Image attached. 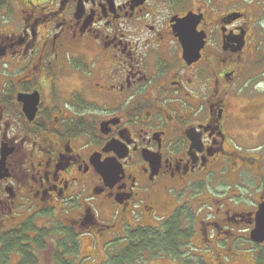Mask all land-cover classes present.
<instances>
[{
  "label": "flooded vegetation",
  "instance_id": "obj_1",
  "mask_svg": "<svg viewBox=\"0 0 264 264\" xmlns=\"http://www.w3.org/2000/svg\"><path fill=\"white\" fill-rule=\"evenodd\" d=\"M263 70L264 0H0V251L242 264Z\"/></svg>",
  "mask_w": 264,
  "mask_h": 264
},
{
  "label": "rangeland",
  "instance_id": "obj_2",
  "mask_svg": "<svg viewBox=\"0 0 264 264\" xmlns=\"http://www.w3.org/2000/svg\"><path fill=\"white\" fill-rule=\"evenodd\" d=\"M264 71V70H263ZM247 145H250V147H255L258 148L259 146V150L256 152L259 153H263L264 155V143H261L258 145L256 143H252V142H247ZM256 145H258L256 147ZM254 148V149H255ZM249 152H252L251 150ZM258 188L257 184L256 186L254 184L248 185V186H242V187H236L235 192L232 194L233 196H235L236 200H243L244 201V205L245 206H249V199L251 197H253V193H255V188ZM234 201V200H233ZM264 251V244L260 247V248H250L249 251H245L242 254V264H255V260H256V256L258 255L259 252ZM7 262L9 264H14L15 262V257L14 256H10V260L8 258Z\"/></svg>",
  "mask_w": 264,
  "mask_h": 264
},
{
  "label": "trees",
  "instance_id": "obj_3",
  "mask_svg": "<svg viewBox=\"0 0 264 264\" xmlns=\"http://www.w3.org/2000/svg\"><path fill=\"white\" fill-rule=\"evenodd\" d=\"M15 235V236H14ZM17 234H12L10 235L11 237L6 238L3 243H4V249L0 251V264H6L7 262V255L10 251V249H13V247H18L19 246V238ZM172 239V238H171ZM172 243V241H169ZM7 248V250L5 249ZM255 264H264V251H261L258 253L256 256Z\"/></svg>",
  "mask_w": 264,
  "mask_h": 264
},
{
  "label": "water",
  "instance_id": "obj_4",
  "mask_svg": "<svg viewBox=\"0 0 264 264\" xmlns=\"http://www.w3.org/2000/svg\"><path fill=\"white\" fill-rule=\"evenodd\" d=\"M250 240L255 244L264 242V206L259 207L255 216V228L250 233Z\"/></svg>",
  "mask_w": 264,
  "mask_h": 264
},
{
  "label": "bare ground",
  "instance_id": "obj_5",
  "mask_svg": "<svg viewBox=\"0 0 264 264\" xmlns=\"http://www.w3.org/2000/svg\"><path fill=\"white\" fill-rule=\"evenodd\" d=\"M183 254H184V253H183ZM182 256H183V255H182ZM182 256H181V257H182ZM176 259H177V258H176ZM184 261H185V260H184ZM186 261H187V260H186ZM189 261H190V260H189ZM190 263H191V262H190ZM192 263H194V262H192ZM192 263H191V264H192Z\"/></svg>",
  "mask_w": 264,
  "mask_h": 264
}]
</instances>
